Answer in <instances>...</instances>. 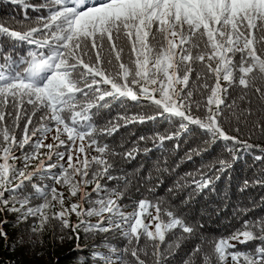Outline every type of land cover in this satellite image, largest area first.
<instances>
[{"label":"snow or ice","instance_id":"snow-or-ice-1","mask_svg":"<svg viewBox=\"0 0 264 264\" xmlns=\"http://www.w3.org/2000/svg\"><path fill=\"white\" fill-rule=\"evenodd\" d=\"M9 2L22 6L25 19L29 8L47 14L37 16L34 26L21 23L20 30L0 23V36L26 46L23 54L14 55V48L5 51L0 44V212L18 213L21 222L33 218V236L42 234L52 220L61 229H72L77 239L81 229L117 231L126 241L122 264H147L142 257L149 255L155 264H169L182 241L196 235L203 225L190 223L172 210L164 212L168 219H163L159 198L155 202L141 198L135 202L136 210L126 214L117 199L124 198L130 181L124 178L123 189L119 185L107 189L99 180L120 179L111 174L114 164L109 158L130 162L140 149L134 144L131 150L117 151L104 137L121 126L163 118L169 123L176 121L178 128L155 133L151 137L154 144L178 139L196 126L210 141H231L233 146L227 149L230 154L237 146L257 147L262 155L255 159L264 160V147L229 134L224 127L225 109L237 122L241 118L246 122L253 115L250 93L264 102V0H43L39 5L28 0ZM197 87L202 93L207 90L203 104L193 99ZM230 89H240L238 99L249 106L240 108L236 99L227 103ZM124 100L138 105L147 102L157 111L151 115L125 112L103 127L94 121L93 109L98 111L112 101ZM193 105L196 109L203 107L204 116L193 115ZM255 127L264 131V123L257 122ZM53 131V140L58 143H45ZM234 131L239 133L240 128ZM91 151L96 155L90 156ZM201 151L194 148L185 159L191 160ZM53 155L56 162H52ZM17 160L21 166L14 163ZM33 161L37 162L34 166ZM30 166L33 171L29 172ZM229 167V161L222 159L218 165L202 170L190 186L196 193L214 190L215 182ZM34 177L51 183L37 184ZM93 183L97 194L94 200L86 191V186ZM56 185L67 186L68 198L78 197L76 202L65 206V193ZM255 185L264 186V176L245 180L240 191ZM26 188L30 190L24 191ZM147 192L154 195L151 188ZM191 198L189 193L183 203ZM34 199L41 203L33 204ZM84 203L89 207L84 208ZM57 204L59 210H55ZM149 208H154L155 215ZM238 211L246 214L249 209ZM72 215L81 219L72 224ZM92 216L101 219L93 224L83 218ZM7 223H0V238L4 240L8 239L3 228ZM168 234L175 240L165 244ZM142 239L151 242V252L141 244ZM251 242L258 243L248 250L237 248V244ZM204 243L212 245L211 254L202 252ZM110 251L116 249L110 246ZM197 253H202V264H264V217L245 220L242 229L227 236L212 240L201 237V243L183 264H194L192 258ZM124 255L131 261L123 259ZM93 258L107 264L100 252H94Z\"/></svg>","mask_w":264,"mask_h":264},{"label":"trees","instance_id":"trees-1","mask_svg":"<svg viewBox=\"0 0 264 264\" xmlns=\"http://www.w3.org/2000/svg\"><path fill=\"white\" fill-rule=\"evenodd\" d=\"M28 2L39 5L43 0H28ZM26 14L27 19H25V11L22 6L10 3L9 0H0V23L17 30H20L19 25L21 23L34 26L37 16L47 13L43 10L32 11L29 8ZM0 44L3 45L5 51L14 48V55L15 53L23 54L26 47L18 45L5 36H0ZM208 83L211 84L213 81L209 80ZM191 84L192 81L190 80ZM207 94V90H203L202 93L197 87L193 99L199 100L203 104ZM240 94V89H230L227 103L230 104L233 99H236V104L240 108L248 107L246 101L238 99ZM250 96L253 115L248 116L246 122L243 118L237 122L229 110L225 109L224 127L229 134L239 135L240 139L247 140L250 144L264 147V131L255 127L257 122L264 123V111H262L264 102L258 100L255 94L250 93ZM156 111L157 109L154 106H149L147 102L138 105L130 100H124L123 103L112 101L107 108L98 111L93 109V119L99 126L103 127L106 122L116 121L118 115L125 112L128 114L143 112L151 115ZM204 114L203 107L196 109L193 105V115L202 117ZM39 123L34 118V124L39 126ZM22 126L23 120L21 121ZM236 127L240 128L239 133L234 131ZM177 128L178 123L176 121L169 123L163 118H158L145 123L121 126L113 135L105 136L104 140L115 147L117 151L131 150L134 144L138 146L140 151L135 159L130 162L121 158L110 157L109 159L114 164L111 174L120 179L109 181L105 177L99 180V183L106 186L107 189L116 188L118 185L123 189L125 187L124 178L130 181L127 184L124 198L117 199V203L122 206V210L126 214L136 210L135 202L141 198L146 197L154 202L156 198H159L163 219H168L164 212L172 210L190 223L203 225L197 229L196 235L182 241L181 247L175 251V255L171 257L169 264H183L188 254L201 243V237L212 240L227 236L236 229H242L245 220L264 217V186L255 185L248 187L245 191H240L245 180L251 182L256 177L264 176V160L255 159L256 156L262 155L259 148L241 149L237 146V150L230 154L227 149L233 146L231 141H210L209 136L196 126H191L190 130L183 133L178 139L166 140L162 145L153 143L151 137L155 133L165 134L173 132ZM54 135V131L49 133L45 143H58L53 140ZM142 136L148 139L139 140ZM61 139H66V137L61 136ZM205 141L208 143L205 144ZM177 145L179 146L177 147ZM194 148H200L201 154H193L191 160H186V154ZM55 150L57 149L53 151ZM42 151L46 153L48 150L42 149ZM16 154L19 155V151ZM89 155H96V153L91 151ZM233 156H237L239 159L233 160ZM222 159L229 161L231 167L215 182L214 190L206 189L201 193H196L194 187L190 186L192 180L198 179L202 170L206 171L210 165H218ZM52 162H56L54 155ZM14 163L21 166L19 160ZM32 163L34 166L37 162L33 161ZM45 163L47 164L49 161L46 160ZM27 171H33V167L30 166ZM53 171H59V169ZM33 182L37 184L51 183L50 180H41L38 177H34ZM56 187L65 193V206L76 202L78 199V197L68 198L67 186L56 185ZM94 187V183L86 186V191L91 194L93 200L97 198V194L93 191ZM137 187L140 188V191L136 190ZM149 188L154 190V195L147 192ZM29 190L26 188L24 191ZM189 193L192 194V198L185 204L183 201ZM105 194L104 192L101 193V195ZM32 203L39 204L41 201L34 199ZM83 207L87 208L89 205L84 203ZM238 209H249V211L245 214ZM55 210H59L58 204ZM148 211L155 215L154 208H149ZM18 215V213L9 211L0 212V223L5 220L8 221L7 224L3 225L4 231L8 233V239L0 238V264H105L104 260L93 258L94 252L102 253L107 258V264H122L120 258L126 241L117 231L101 233L95 230L85 232L81 229L79 230V239H77L76 233L72 229H61L58 222L52 220L42 234L33 236L30 233V227L35 222L34 219L29 217L27 222H21L17 219ZM83 218L93 224L101 219L97 216ZM79 219L81 218L72 215L70 222L76 224ZM174 240L175 236L168 234L165 244ZM31 241H36V243ZM256 243L258 242H251L246 245L237 244V248L240 250L252 249ZM141 244L149 252L152 251L151 242L142 239ZM110 246L114 247L116 251L111 252ZM163 248L164 245H161V249ZM202 252L211 254L212 245L204 243ZM201 255L202 253H197L192 258L194 264H202ZM142 258L146 260L147 264H155L154 257L151 255ZM123 259L131 261L132 258L124 255Z\"/></svg>","mask_w":264,"mask_h":264}]
</instances>
